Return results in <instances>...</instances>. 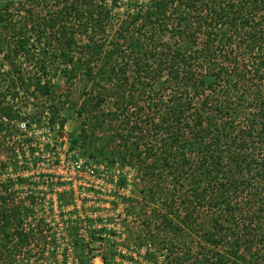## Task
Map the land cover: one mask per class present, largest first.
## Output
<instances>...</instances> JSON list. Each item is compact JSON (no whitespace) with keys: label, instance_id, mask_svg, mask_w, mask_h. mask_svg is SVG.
<instances>
[{"label":"trees","instance_id":"trees-1","mask_svg":"<svg viewBox=\"0 0 264 264\" xmlns=\"http://www.w3.org/2000/svg\"><path fill=\"white\" fill-rule=\"evenodd\" d=\"M53 2L57 9L34 31L36 44L47 37L62 74L85 55L97 69L95 107L115 102L108 120L117 122L119 146L101 155L138 166L152 182L147 191L167 209L161 222L197 235L184 255L190 264H264V0H148L120 25L104 0ZM9 26L0 12V32ZM76 35L85 44L78 46ZM5 45L19 59L31 61L35 51L20 31ZM33 59L40 74L18 73L0 96V134L12 141L14 158L32 140L16 123L29 119L39 128L42 121L23 117L14 100L52 96L48 65ZM101 64L108 67L102 74ZM49 111L51 129L60 109ZM0 201V259L27 264L17 249L45 230L25 223L31 209Z\"/></svg>","mask_w":264,"mask_h":264},{"label":"rangeland","instance_id":"rangeland-1","mask_svg":"<svg viewBox=\"0 0 264 264\" xmlns=\"http://www.w3.org/2000/svg\"><path fill=\"white\" fill-rule=\"evenodd\" d=\"M53 1L0 0L6 25L28 36L35 46L31 61L15 58L5 45L13 30L9 26L8 31L0 32V96L7 95V88L10 90L18 81V73L24 79L40 74V62L33 58L45 60L47 77L53 86L48 99L27 93L14 100L13 105L23 117L42 120L31 145L22 146L17 158L10 153V145L7 146L12 141H3L0 134V184H3L0 195L31 209L25 223L34 230H45L43 235L35 236L29 248L17 249V254L28 255L27 264H190L192 258L184 255L194 250L197 235L186 228L176 230L174 223L173 230L167 229L161 222V215L167 209L147 191L151 181L143 179L138 166L132 169L107 156L108 153L101 155L100 150L111 151L116 144L119 146V141L114 135L117 122L108 120L110 110L115 109L114 100L95 107L96 66L87 65L85 61H91L83 55L79 63L67 67V74H62L65 65L50 59L53 50L46 43L47 37L42 39V44H36L34 31L41 27L39 20L57 9ZM104 1L112 6L115 23L120 25L129 22L132 14L148 0ZM80 37L76 35L78 46L85 44ZM99 66L101 74L107 72V66ZM32 90L33 87L28 92ZM53 104L60 109L56 122H63V127L54 126L48 132L47 113ZM135 109L132 107L130 112L134 114ZM78 161L82 164L77 169L81 173L79 178L88 181L84 190L78 181L71 186L63 178L75 165L73 162ZM85 167L92 168L93 176L89 179L83 173ZM66 205L73 206L60 208ZM6 262L0 259V264Z\"/></svg>","mask_w":264,"mask_h":264},{"label":"built area","instance_id":"built-area-1","mask_svg":"<svg viewBox=\"0 0 264 264\" xmlns=\"http://www.w3.org/2000/svg\"><path fill=\"white\" fill-rule=\"evenodd\" d=\"M47 115L49 117V113H47ZM28 122L30 123V128H28L27 125H26ZM46 124L48 125V118H47ZM16 127H17V129L20 132H26L27 136L30 137V138H33V136L36 135L38 129L40 128V127L37 128L36 124L34 122H32V120L18 121L16 123ZM55 127L58 129V125H55ZM50 130L51 129H50L49 125H48L47 131L49 132ZM26 145H28V144H26ZM30 145H31V143H30ZM73 164H75V165L71 166V171H68V176L67 177L65 176L63 178H64V180L68 179V181L71 182V186H72V184L74 185V182L78 181L79 185L82 184L83 187H81V188H82V190H84L85 186H87L86 184H87L88 181L85 180L84 178H79L81 176V173L77 169L81 168V166H82L81 161L73 162ZM84 171L85 172H83V173L86 175V179H89L90 177L93 176L92 175L93 174L92 168L85 167ZM72 188H74V187H72ZM62 205H65V204H62ZM70 206H73V205L60 206V208H67V207H70ZM45 247H46V251H47L48 245H46Z\"/></svg>","mask_w":264,"mask_h":264}]
</instances>
